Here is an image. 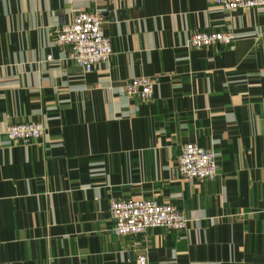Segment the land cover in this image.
Here are the masks:
<instances>
[{
	"label": "crops",
	"instance_id": "obj_1",
	"mask_svg": "<svg viewBox=\"0 0 264 264\" xmlns=\"http://www.w3.org/2000/svg\"><path fill=\"white\" fill-rule=\"evenodd\" d=\"M101 10L110 60L85 73L55 44ZM198 31L234 43L188 48ZM157 79L154 98L126 83ZM42 121L29 143L8 138ZM187 143L214 149L219 175L177 171ZM118 199L187 213L184 230L116 236ZM264 264V8L213 0H0V264Z\"/></svg>",
	"mask_w": 264,
	"mask_h": 264
},
{
	"label": "built area",
	"instance_id": "obj_2",
	"mask_svg": "<svg viewBox=\"0 0 264 264\" xmlns=\"http://www.w3.org/2000/svg\"><path fill=\"white\" fill-rule=\"evenodd\" d=\"M225 10L264 8V0H213ZM105 14L101 10L81 11L73 21L56 30L55 44L69 49V59L85 73L95 71L110 60L113 54L111 38L104 32ZM236 39L233 31H198L187 42L188 48L232 44ZM157 79L136 77L126 83L128 96L141 101L154 98ZM46 131L42 121L20 122L11 125L6 134L9 139L29 143L41 138ZM176 171L185 178L215 179L219 175L217 154L197 143L185 144L179 155ZM113 220L112 232L116 236L143 235L152 227L184 230L188 226L187 213L171 203L152 199L113 200L109 209ZM145 254L139 255L138 264H147Z\"/></svg>",
	"mask_w": 264,
	"mask_h": 264
}]
</instances>
